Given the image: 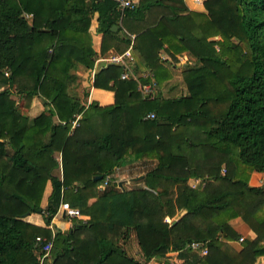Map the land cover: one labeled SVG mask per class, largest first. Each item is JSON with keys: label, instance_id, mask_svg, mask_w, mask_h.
<instances>
[{"label": "trees", "instance_id": "trees-1", "mask_svg": "<svg viewBox=\"0 0 264 264\" xmlns=\"http://www.w3.org/2000/svg\"><path fill=\"white\" fill-rule=\"evenodd\" d=\"M132 1L122 12L114 0H0V264H168L170 251L183 264L264 257V0H204V11ZM94 11L101 55L132 42L136 79L107 64L91 80L113 92L108 105L88 103L78 81L77 68L90 74L98 56ZM127 19L138 23L133 38ZM181 54L201 66L180 70ZM139 83L154 90L146 97ZM14 96L37 97L42 109L30 116ZM136 165H147L143 178L119 187L115 174ZM62 202L89 219L56 230L40 261L52 231L24 217L40 213L50 225ZM237 218L250 235L241 241ZM131 235L136 256L125 248ZM192 241H207V254Z\"/></svg>", "mask_w": 264, "mask_h": 264}, {"label": "crops", "instance_id": "crops-1", "mask_svg": "<svg viewBox=\"0 0 264 264\" xmlns=\"http://www.w3.org/2000/svg\"><path fill=\"white\" fill-rule=\"evenodd\" d=\"M184 2L188 6L189 9L204 11V6H203L204 0L200 4L194 3L193 0H184ZM122 21H123V19L120 18L119 23H122ZM97 24H98V22H97V13L94 11L90 15L89 32L91 33V37H92V46H93L95 52L98 54V56H96V58L94 60V65H93V68H92V69L95 70V73L99 69H101L103 66H105V65H103L102 62L96 63V60H98L99 58H102V57L109 56V55L119 54V53L114 52L112 49H109L106 52V54H104V55L100 54L101 34L98 33L97 30H96ZM137 24L138 23H136L135 21L127 19V21H126L127 27L123 26L122 29H123L124 32L130 34L131 36H134V34H135L134 31L136 29L135 25H137ZM116 26H117V29H118V25H116ZM91 72H92V70L90 71V74H89L81 66H79L77 68L78 81L80 82L81 89L85 88L87 90V92H88V96H87L88 103H90L92 101H97L100 105L112 104L113 101H114L113 92L109 91V90L101 89V88L92 87V85H91L92 81L91 80H92L93 75L95 73L92 75ZM144 74H146V73H144ZM24 100L28 101V99H26V98ZM35 100L40 103V106H39L40 109L39 110H41L42 109V104H41V101H40L39 98L33 97L31 99V101H30L31 105H32V102L34 104ZM150 164L153 165L154 162H150ZM146 166L145 165L144 166H141V165L137 166L136 165V166L125 167V168L121 169L120 172H118L117 175H116L117 180L119 179L118 180V186L119 187L122 186V185H119V181L121 182V184H125V185H127L128 183L132 184L133 182H135V181H133V178L142 175L143 172L147 169ZM118 177H120V178H118ZM122 177H124L126 180H124ZM51 189H52L51 188V184H50V182H48L46 184V186H45L43 197H42V201H41L42 207H45V205L47 203V198H48V196H49V194L51 192ZM82 215L86 217L85 218L86 221L89 219L88 215H85L83 213H82ZM24 220L29 222V223H32L34 225L46 228V229H48L50 231H53V232H55L56 230H61L62 232L66 233L72 227V220L69 221L67 219V217L62 212L58 213L56 216L53 217V219L51 220V224L50 225H46L45 224L44 217L40 213H32L30 215H27V216L24 217ZM79 220H81V219H79ZM81 222H83V221L81 220ZM85 222H83V223H85ZM234 225H237L239 228H241L243 237L250 236L249 233H248V230L246 229V226L240 225L237 221H235ZM238 241L233 243V247L235 249L240 247V244H239ZM133 244H135V246ZM125 248L133 256H136L138 254V247H137L136 240H135L133 235H131V237L127 241V243L125 245ZM177 257L179 259H181L182 262H183L184 259L180 258L179 252L177 253ZM149 264H160V261L156 259V260L151 261ZM257 264H264V257H259L257 259Z\"/></svg>", "mask_w": 264, "mask_h": 264}, {"label": "built area", "instance_id": "built-area-1", "mask_svg": "<svg viewBox=\"0 0 264 264\" xmlns=\"http://www.w3.org/2000/svg\"><path fill=\"white\" fill-rule=\"evenodd\" d=\"M114 1L118 4V7L120 8V10L122 12L125 8H134V5L136 4V2L132 1V0H114ZM193 2L196 4H200L203 2V0H193ZM131 37L133 38L134 36H131ZM131 49H132V42L129 43L128 47L122 53L113 54V55H109L106 57L99 58L98 60H96V63L102 62L103 65H107V64L121 65V66H123V71L120 74L121 79H128L130 77L136 79L137 76L133 72L134 57L131 53ZM162 58H163V56H162ZM94 73H95V70L92 69L91 74L93 75ZM5 74H7V73H5ZM138 88L143 94L149 95L154 90V84L153 83H151V84L150 83H147V84L139 83ZM154 116H155L154 113H149V114H147L146 117L147 118H153ZM78 119H79V115L75 116L70 121L71 131H73L76 127H78V125H79ZM62 123L64 124L65 122L62 121ZM116 175H117V173L114 176L115 178H116ZM108 178H109V176L106 178V180L103 183H100L98 185L97 188L99 191L105 189V187L107 185ZM60 212H62L67 217V219L69 221H71L74 218L81 219L83 222L86 221V219H85L86 217L82 215L80 210L76 207L71 206L68 202H62L59 206L58 212H56V214L54 216H56ZM53 233L54 232L52 231V238L42 245V248H41L42 255L40 257V261H43V259L45 257L50 256V250L52 248V242H53L52 239L54 237ZM241 240H243V237L239 238V241H241ZM36 241L40 242V243L44 242V238L41 236H37ZM187 246L192 250L198 251L201 255H205L208 252L207 241H192ZM178 252L179 251H170L168 253L169 256L166 259L168 264H182V260L177 257ZM48 264H51V262H49Z\"/></svg>", "mask_w": 264, "mask_h": 264}, {"label": "rangeland", "instance_id": "rangeland-1", "mask_svg": "<svg viewBox=\"0 0 264 264\" xmlns=\"http://www.w3.org/2000/svg\"><path fill=\"white\" fill-rule=\"evenodd\" d=\"M178 61L177 62H175V64H176V66H177V68H179L180 70H184V69H189V68H196V67H199V66H201V63H199V62H196V63H191L188 59H187V56L185 55V54H181V55H179L178 57ZM3 88H1L0 89V91L2 90ZM81 89V88H80ZM78 91H80V90H78ZM15 101H16V103H17V105L19 106V108L22 110V112H24V113H27L28 115H30V116H32L33 114H36L37 112H39L40 110V108H39V106H40V103L39 102H37L36 100H35V102H34V104H33V102H32V105H31V103H30V101L31 100H24V99H18L17 97H12ZM34 101V100H33ZM121 177V176H120ZM120 177H118V178H120ZM124 180H126L124 177H122ZM119 180V179H118ZM138 181V180H137ZM120 182V181H119ZM136 182V181H135ZM263 182V174H261V173H253L252 174V178H251V184H253V185H258V184H261ZM121 183V182H120ZM127 184V183H126ZM192 185H193V183H192ZM134 185H132V184H130V183H128L127 185H126V187L127 188H131V187H133ZM166 220L167 221H169V219L168 218H166ZM235 221H237V222H240L239 221V219L237 218V219H235L234 220V223H235ZM241 237H243V236H241ZM244 238V237H243ZM134 246H135V244H133Z\"/></svg>", "mask_w": 264, "mask_h": 264}, {"label": "water", "instance_id": "water-1", "mask_svg": "<svg viewBox=\"0 0 264 264\" xmlns=\"http://www.w3.org/2000/svg\"><path fill=\"white\" fill-rule=\"evenodd\" d=\"M113 31H115L116 29H117V26L115 25V26H113ZM146 97L148 96V95H145ZM143 178V175H140V176H138V177H135V178H133V181H137V180H140V179H142ZM119 185H122L120 182H119Z\"/></svg>", "mask_w": 264, "mask_h": 264}]
</instances>
